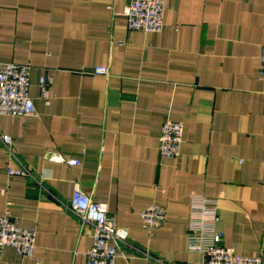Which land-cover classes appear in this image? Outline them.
<instances>
[{
  "label": "crops",
  "instance_id": "1",
  "mask_svg": "<svg viewBox=\"0 0 264 264\" xmlns=\"http://www.w3.org/2000/svg\"><path fill=\"white\" fill-rule=\"evenodd\" d=\"M125 4L0 0V64H30L35 106L0 115V133L41 183L8 177L0 144V214L36 230L33 258L7 246L0 264L85 263L92 229L62 204L76 188L127 231L115 264H206L187 248L198 196L224 246L264 255V0H165L159 32L128 30ZM166 118L183 124L177 157L160 154ZM153 204L166 221L148 230Z\"/></svg>",
  "mask_w": 264,
  "mask_h": 264
},
{
  "label": "built area",
  "instance_id": "2",
  "mask_svg": "<svg viewBox=\"0 0 264 264\" xmlns=\"http://www.w3.org/2000/svg\"><path fill=\"white\" fill-rule=\"evenodd\" d=\"M124 14L128 30L159 32L163 27L165 0H125ZM260 61L264 67V44L261 45ZM29 63L5 62L0 64V115L26 117L35 113L34 103L29 96ZM94 73L107 74V67H95ZM50 81L40 79V86L46 95V85ZM183 124L166 118L160 128L159 150L164 157H177L180 152ZM0 144L5 151L8 163V177L21 176L37 184L40 181L16 156L13 138L0 133ZM53 161L77 165L78 159H66L60 154L51 156ZM63 206L76 219L80 227L88 225L92 229L91 245L85 252L84 264H115L117 257L124 256L120 250L127 245V231L117 227L103 205L80 189H74L71 198ZM148 230L162 226L166 221V210L159 204L148 206L139 214ZM217 221L216 200L193 197L190 206V220L187 234V248L201 253L206 264H264V255H240L231 247L222 244V233L215 229ZM36 230L20 226L6 211L0 214V251L12 247L19 255L33 258ZM165 264V263H164Z\"/></svg>",
  "mask_w": 264,
  "mask_h": 264
}]
</instances>
